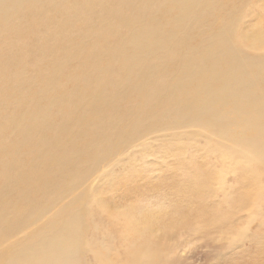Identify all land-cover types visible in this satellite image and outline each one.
<instances>
[{"label":"rangeland","instance_id":"obj_1","mask_svg":"<svg viewBox=\"0 0 264 264\" xmlns=\"http://www.w3.org/2000/svg\"><path fill=\"white\" fill-rule=\"evenodd\" d=\"M75 3L23 0L0 27L4 238L87 212L115 239L161 205L199 213L204 196L213 213L250 191L243 164L221 147L232 137L262 142L246 127V106L259 103L264 124V48L243 35L250 18L264 21V0ZM44 166L47 175L33 179ZM197 177H206L209 195L194 190ZM38 182L44 187L31 185ZM240 209L223 229L181 238L167 264H264V222L246 225Z\"/></svg>","mask_w":264,"mask_h":264},{"label":"bare ground","instance_id":"obj_2","mask_svg":"<svg viewBox=\"0 0 264 264\" xmlns=\"http://www.w3.org/2000/svg\"><path fill=\"white\" fill-rule=\"evenodd\" d=\"M22 1L0 0V27L9 19V17L7 19L8 11L11 9L16 11ZM71 1L61 0V3L63 5L77 4L75 0L74 3H70ZM251 20L250 18L249 24L244 30L243 38L255 47L263 49L264 21L262 18L256 23ZM14 27L16 25L9 24L8 29ZM232 29L222 32L223 44L230 40ZM260 64H263L261 67L264 68V61ZM262 99L264 100V98ZM211 100L213 101V99ZM252 103L247 102L246 127L256 128V135L262 139V142L253 141L251 138H246V142H244L232 137L227 142L222 143L223 146L221 147L224 157L230 163L243 164L237 168L243 172V177L251 184L249 186L250 191L247 188H242V192L236 199L231 197L225 199V204L216 205L213 213L206 209L207 204L204 196H198L199 213L194 210L191 211V207H188L191 211L190 213L187 211L188 214L183 213V210L177 211L174 203L166 209H163L161 205L155 210L146 211L140 215L135 221V227L122 226V230L118 232H121V235L118 234L115 239L113 238L114 233L110 232L109 227L101 224L97 220L98 218H92L87 212L86 217L81 215L79 218H72L65 222H51L46 226L43 224L35 233L30 234L28 232L16 238L5 239L3 233H0V264H80L83 261L84 264H167L173 257V251L175 253V249L180 247L181 238L191 236L193 230L195 232L202 230L211 232L212 229H208L210 225L212 227L219 226V229L221 227L223 229L226 224L221 222L231 218L236 211L241 210L240 208L246 212V225L258 218L264 222V124H260V116L257 113L260 104H255L253 101ZM261 107L264 109V103ZM47 171L48 168L44 166L31 177L37 179L41 172L39 176L45 177ZM193 181L195 182L194 190L199 194H210V187H205L206 182H208L206 177H197ZM36 184L37 186L31 183L33 187H44L40 182ZM84 201L86 208L89 200L83 199L82 203ZM75 202L71 205L73 210H76L80 205ZM101 205H104L102 208H105L106 211H115V208L106 202L101 201ZM222 209L227 210L222 211ZM213 220L215 222H212ZM206 222L209 225H206ZM242 230H246V227ZM258 243L264 244V237ZM250 264H258V262L253 259Z\"/></svg>","mask_w":264,"mask_h":264}]
</instances>
